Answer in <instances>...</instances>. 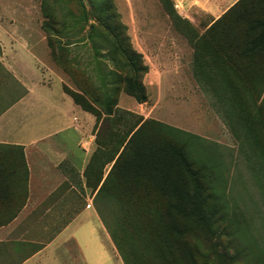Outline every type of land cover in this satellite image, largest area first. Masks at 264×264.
I'll list each match as a JSON object with an SVG mask.
<instances>
[{"label":"rangeland","instance_id":"obj_1","mask_svg":"<svg viewBox=\"0 0 264 264\" xmlns=\"http://www.w3.org/2000/svg\"><path fill=\"white\" fill-rule=\"evenodd\" d=\"M263 16L264 0L229 1L218 17L178 0H0V57L25 36L43 82L96 118L95 206L123 264H186L163 187L195 180L170 147L211 216L173 218L184 249L197 264H264V52H247ZM0 71L13 76L1 58ZM31 249L0 245V264Z\"/></svg>","mask_w":264,"mask_h":264},{"label":"crops","instance_id":"obj_2","mask_svg":"<svg viewBox=\"0 0 264 264\" xmlns=\"http://www.w3.org/2000/svg\"><path fill=\"white\" fill-rule=\"evenodd\" d=\"M178 1L218 17L232 0ZM19 40L0 57L13 74L0 71V245L36 248L18 264H123L95 206L96 118L61 82H43Z\"/></svg>","mask_w":264,"mask_h":264},{"label":"trees","instance_id":"obj_3","mask_svg":"<svg viewBox=\"0 0 264 264\" xmlns=\"http://www.w3.org/2000/svg\"><path fill=\"white\" fill-rule=\"evenodd\" d=\"M251 32L254 37L249 42L248 53H263L264 52V16L261 18H256L252 21ZM135 55V54H134ZM143 70H146L147 66H141ZM127 93L134 97L138 103H144L148 100V95L146 93V87L144 84L138 80L132 78L127 79L126 85ZM75 102L79 103V99ZM169 153L171 154L176 165L190 177L195 180V185L192 190L188 189L185 183L175 182L169 187L164 186L163 189H170V203L167 210V216L169 219L168 230L170 235L178 237L179 241V251L183 255L182 258L185 260L186 264H197L192 253L186 251L184 248V231L182 226L178 223L177 219L174 217H187L192 216L193 218L204 221L206 223L210 222L211 216H208V209L206 207L205 198L203 196V190L200 185L199 178L196 172L191 168L186 156L181 148L170 147Z\"/></svg>","mask_w":264,"mask_h":264}]
</instances>
